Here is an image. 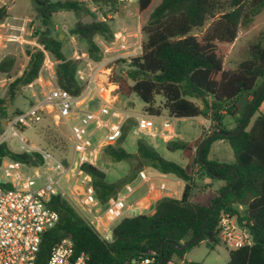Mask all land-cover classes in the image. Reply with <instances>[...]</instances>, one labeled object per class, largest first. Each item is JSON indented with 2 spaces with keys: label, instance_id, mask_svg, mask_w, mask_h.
Instances as JSON below:
<instances>
[{
  "label": "trees",
  "instance_id": "16d2710c",
  "mask_svg": "<svg viewBox=\"0 0 264 264\" xmlns=\"http://www.w3.org/2000/svg\"><path fill=\"white\" fill-rule=\"evenodd\" d=\"M32 2L42 29L35 28L31 39L35 38L41 49L25 46L27 64L8 83L6 96L0 98V120L4 121L0 133L7 120L34 105L7 112V103H13L19 90L37 80L45 55L53 63L55 85L78 98L87 86V81L79 78L85 61L101 62L103 46H111L118 32V27L113 28V23L118 22L116 15H102L104 20H98V15H92L80 0ZM136 4L145 40L138 55L116 59L107 66L108 83L116 86L118 98L136 96L146 115L158 117L165 112L175 119L202 117L210 123L209 133L203 127L201 136L193 142L175 140L165 144L168 151L179 152L186 160V165L181 166L161 157L144 138L136 140L135 153H128L123 143L135 121L127 119L120 138L105 146L101 153L114 163L137 159L143 167L172 175L184 183L180 198L162 197L155 202L153 214L122 218L113 226L111 240L107 241L65 198L53 196L47 206L58 214V221L42 235L35 264H45L51 247L62 239L72 242L76 254L86 255L85 264H132L143 259L152 260L151 264H161L164 259L165 264L173 255L183 256L200 242L212 251L221 243L218 222L226 213L236 216L251 241L250 245L231 249L227 264H264V114L258 113L264 102V89L254 101L264 82V0H137ZM117 7L120 14L122 6ZM60 11L76 13L79 21L68 28L67 34L62 33L59 40L61 33L51 36L50 21ZM6 17L5 10L0 8V23ZM87 17L93 20L83 23ZM210 20L201 36L192 34ZM241 33L245 36L238 42ZM68 37L81 45L86 60H74L63 52ZM235 44V52H242L241 59L226 68L225 57ZM15 66L14 56H4L0 59V77L11 79ZM157 96L161 97L158 104ZM242 96L251 99L236 118V102ZM200 100L207 105V113ZM251 103L249 117L238 134L219 135L204 145L200 159L206 165H201L197 160L201 143L215 132L237 131ZM226 118L233 122L230 128L224 123ZM217 140H224L231 148V165L207 159L211 144ZM3 156L31 165L41 163L37 154L14 153L6 144L0 145V158ZM60 161L67 166V160ZM196 168L211 179L224 182L218 195L203 204L191 200ZM80 169L90 178L94 196L101 205L117 198L120 188L134 179L131 176L108 182L105 172L98 167L83 164ZM232 169L236 179L230 174ZM227 188L230 189L220 197ZM203 227L204 234L198 242L182 252L175 249L200 235Z\"/></svg>",
  "mask_w": 264,
  "mask_h": 264
},
{
  "label": "built area",
  "instance_id": "2783aa9c",
  "mask_svg": "<svg viewBox=\"0 0 264 264\" xmlns=\"http://www.w3.org/2000/svg\"><path fill=\"white\" fill-rule=\"evenodd\" d=\"M80 1L92 15H98L99 20H104L102 15H108L107 17L118 15L117 6L132 2V0ZM30 30L32 27L28 26L27 31ZM19 31L23 33L25 30L22 27ZM8 41L20 42L15 36L8 37ZM121 48L123 49L124 46L121 45ZM107 52L108 50L103 48V55ZM46 58L47 55H45L43 66L50 68ZM95 64L86 60L85 68L90 69ZM88 82L96 86L102 104L97 111H83L77 118L78 123L68 127L72 142V156L67 166L50 151L30 145L20 135L24 129H31L41 122L44 113L48 110L54 112L57 120L60 119L65 123L68 117H73L77 113L78 99L55 84L45 94L43 101L7 120L0 133V145L6 144L14 153L37 154L41 158V163L38 165L22 163L9 156L0 158V264H35L42 235L58 221V214L50 210L47 204L53 196L65 198L67 196L65 187L69 189L81 211L90 216L91 222H89L93 227L97 231L100 229L98 233L105 240L110 241L113 227L101 224V207L104 206L103 215L111 224L122 218L135 216L138 208L136 205L127 203L124 197L118 196L110 199L105 205H101L94 196L90 178L81 171V165L88 164L96 167L102 149L120 138L121 127L130 118L135 121L136 133L141 136L175 137L174 131L170 130V124L165 119H162L161 129L157 131L153 125V116L136 115L126 110H118L111 101V94L114 91H108V98L105 99L104 85H97L93 79L87 80V84ZM112 119L116 122L111 123ZM90 125L94 127L91 132L88 131ZM209 125L207 121V133H209ZM100 130L103 131L102 138L93 143L91 140L93 134ZM23 169L25 173L22 172ZM138 176L145 180L142 172H139ZM62 180L65 186L61 185ZM127 190L130 191L128 188ZM238 210L242 211L243 207L239 206ZM218 228V238L230 249H237L251 243L247 232L238 225L236 216L222 214ZM86 259L85 254L74 252L73 244L69 239H62L51 247L45 264H85ZM151 263L152 260L143 259L132 264ZM165 264L175 263L168 260Z\"/></svg>",
  "mask_w": 264,
  "mask_h": 264
},
{
  "label": "rangeland",
  "instance_id": "374dc122",
  "mask_svg": "<svg viewBox=\"0 0 264 264\" xmlns=\"http://www.w3.org/2000/svg\"><path fill=\"white\" fill-rule=\"evenodd\" d=\"M2 2H4V4H7L8 6L12 7L11 14L22 15V16H26V18H28L27 19V26L32 27V30H30L28 32L27 31L28 27H27V30H25L23 33V34H25L24 38L31 39L32 33H33L35 28L42 29V25H41L40 21L37 20V18H36V12L34 10V4H33L32 0H3ZM135 7H136L135 4L129 7L130 10H133L132 13H130L129 15H116L115 16V20L118 22L113 23V28L117 29V27H118V32L122 35V38L124 39V42H125L124 45L126 48L122 49V50H118L114 53H111L112 59L109 61H107V59L104 60V58H103L101 60V64H103L102 65L103 69L107 68V66L112 61H114L116 59L130 58V57L136 56L140 53L141 44L144 42L145 36L141 33L140 25H139L138 20H137V14H136ZM56 19H58V20L62 19L63 20L62 23L65 24L68 28H70L71 26H73V24H75L76 22L79 21V18H78L76 13L67 12V11H60L57 14ZM56 19L55 18L51 19L50 23L54 22ZM96 19L99 20V18H96ZM92 20L93 19L87 17V18H84L82 20V22L83 23H89ZM210 22H211V20L206 22L205 26L202 29L194 30L192 32V34L196 35L198 37L201 36L203 31L209 25ZM62 23H59L57 25V28L56 29L54 28L53 30L56 31L57 33L67 34L68 28L66 27L63 30L61 28ZM262 23H264V21ZM244 36L245 35L243 33H241L239 38H238V42L241 39L243 40ZM68 39H70V37H68ZM115 39H117L116 36H114V40ZM129 39L133 40V42H132L133 44L128 41ZM114 40H113L111 46H108V47H110V48L115 47ZM19 41H21V40H19ZM31 42L32 43L28 44L26 42L20 43L17 41H12V42H9V43H11L10 44L11 46L7 50L2 51V52L0 51V59H2L6 55H11V56H14L16 58V66H15V69L13 71V77L11 79H6L4 77H0V98H4L6 96L5 94H6L8 83L14 77L19 76L27 64L28 57L24 53L25 46L27 45V46H30L33 48L34 47L40 48L38 46V44L36 43L35 38H33L31 40ZM236 45L237 44L229 47L228 53H227L225 60H224V66L226 68L233 67L241 59L242 52L241 51L235 52ZM81 50H82L81 45H79L78 42L75 41L74 46L67 44L64 47L63 52L64 53L67 52V55L70 56L74 60H80V61L86 60V56H85V54L82 53ZM48 60H49V58L47 57L46 62ZM47 65L52 67L53 63L49 60ZM109 73H110V68H108V75H109ZM30 87H31V85L21 88L19 90V92L17 93V96H16L15 100L13 101V103H11V104L7 103L8 114H11L16 109L17 110H22L24 108L26 109L31 104H36V103L41 102L40 96H37L38 97L37 101H34L35 99L31 97L30 89H33V87L32 88H30ZM105 88L107 89L106 91H110L113 89L112 87H107V86H105ZM105 94H107V92ZM114 96H117V95H115V92H112L111 101H113L112 102L113 105L118 110H123V109L128 110L130 113L136 114V115H143L144 114L142 112L143 103L136 96L132 95L129 99H125V98L116 99V98H114ZM104 98L107 99L108 96L104 95ZM159 101H161V97L157 96L156 97L157 104L159 103ZM85 104H86V108L88 110L97 111L102 104V101L99 97L98 92H95V91L90 92V94L88 95V97L86 99ZM246 105H247V102H246L245 96H242L241 98H239L237 100V102H236V108H237L236 118H238L245 111ZM258 113L264 114V102L262 103ZM258 113H256L252 117V119L250 120V124H249L248 128L250 127L251 123L253 122V120L255 119V117L257 116ZM162 117H164V118H162ZM162 119H165L171 125L173 124V121H174V119L168 117L165 112H162V116L153 117V125L157 131H160V129H161ZM115 122H116L115 119L111 120V123H115ZM77 123H78V121L71 116L67 118L66 123L60 119L57 120L54 117V112H51L48 110V112L44 113L43 119L41 120V122L36 124L31 129H24L20 135L22 137H24L30 145L38 147V148H43L47 151H50L58 159H65L69 163L70 158L72 156V142L70 139L68 127L74 126ZM224 123L227 125L228 128H230L232 126L233 122H231L229 118H226ZM192 124H194V122H192L191 120L181 121V122H178L177 125L174 126V128L179 134L184 136L186 141H190L193 137V132H195L194 129H191ZM0 125H4L3 120H0ZM93 130H94L93 125H90L88 127V131L91 132ZM102 136H103V131L102 130L97 131L93 134L91 140L93 143H95L99 139H101ZM139 138H144L147 142L150 141V138L141 136L140 134L136 133V130L133 127V129L126 136V139L123 143V148L128 153H132V154L135 153L136 152L135 142ZM155 143L157 145H160L159 140H155ZM10 150L13 151L12 149H10ZM157 151L160 154V156L166 160L173 161V162L178 163V164L182 163V161H183L178 154L169 153L165 149H163L162 146L157 147ZM211 153H212L211 157L213 159H215L216 161H218L219 163H223V164H227V165H231L233 163L232 150L225 143H220V142L214 143L212 146V152ZM139 165H140V163H139V160H137V159L131 160L130 163L124 162V161L114 163V162H111L108 158H106L102 153H100L96 167H98L100 170L105 172L106 180L108 182H115L119 179H125V178L129 179V178H131V176H134V179L131 182L127 183V185L134 187L135 185H137V183H139V179H138L137 175L141 169L144 170V172L149 177L154 172L151 168L146 167V166L139 169ZM22 172L25 173L26 171L23 169ZM201 174L202 175H199V177L197 176L194 179L195 186L200 187V188L201 187L202 188H208L209 187L211 189H207V191L204 192L203 194H198L197 202H200V203L207 200V198H209L208 200H210L211 198L213 199L216 195H218V190L216 191V193L213 194V191L216 190V188L218 186V180L211 179L210 177H208L204 173V171H201ZM69 184H71V182H69ZM77 184H79V183H77ZM61 185L65 186L63 180L61 181ZM124 187L120 188V190L118 192V197L125 195L126 190L124 189ZM68 190L69 189H66V187H65V191L67 193V196L65 197L66 201L80 215H82L83 217H85V219H87L89 221L90 216L87 215L85 212L81 211V209L77 206V204L73 200V196L71 195V193ZM78 192H79V190H78ZM210 195L212 197H209ZM132 201H133V197H128L126 199L127 203H130ZM103 209H105L104 206L101 207V211ZM230 250H231L230 248H228L225 244H223L221 242L218 245H216L212 251H209L206 248L205 243L200 242L197 246L190 248L183 256L179 257L176 255H173L171 258V261L175 264H189V263H195V264H227L228 252Z\"/></svg>",
  "mask_w": 264,
  "mask_h": 264
},
{
  "label": "crops",
  "instance_id": "0c3cea01",
  "mask_svg": "<svg viewBox=\"0 0 264 264\" xmlns=\"http://www.w3.org/2000/svg\"><path fill=\"white\" fill-rule=\"evenodd\" d=\"M0 1H1L0 2V8H3L7 14V17L0 23V51L1 52L5 51L11 46L10 45L11 43H9L10 41H8V37H10V36L17 37L18 40H21L20 42H26L28 44L32 43L31 42L32 39L24 38V35H25V34H23L24 32L22 33L19 31V28H22V27L24 28V30H27L28 26H27V22H25V21H27L28 18H26V16H22V15L11 14L12 7L8 6L7 4H4V2H2L3 0H0ZM136 3H137V0H132V2L130 4H123L122 5L123 10L120 14L118 13V15H129L130 13H132L133 10H130L129 7L134 5V4L136 6L135 10H136V14H137V4ZM56 17H57V14L53 18L56 19ZM62 21H63L62 19L61 20L56 19L54 22L50 23V27H51L50 30H51L52 34L57 35V32L54 31L53 29L54 28L56 29L57 25L59 23H62ZM66 27L67 26L62 23L61 28L64 30ZM115 36L117 38L114 40L115 47L110 48L108 46L107 47L103 46V48L108 50V52L103 55L104 60H106V59H107V61L111 60L112 59L111 53H114L118 50H122L121 45L124 46L123 49L126 48L124 45L125 42H124V39L122 38V35L119 32H117L115 34ZM128 41L130 43L133 42L132 39H129ZM67 44L74 46V44H75L74 39L71 37H70V39L67 38L65 45H67ZM102 65L103 64H101V62H99V63H96L95 65L91 66L90 69L85 68V65H84V67L82 68V70L79 74V78L84 79L86 81L87 80L91 81V79H93L94 81L97 82V85L98 84L104 85L105 91L107 90L105 88V86L112 87L113 89L110 91H115L116 86L108 83V68L103 69ZM81 73H82V75H81ZM54 84L55 83L53 80V66L50 68H48V67L45 68L44 66H42L37 80L33 84H31L30 88L33 87V89H30L31 97L35 99L34 101H37V98H38L37 96H40L41 101H43L45 94L53 88ZM93 91L97 92L96 86L93 83L91 84L88 82V84H87L86 88L83 90L82 94L77 98L78 99V101H77L78 106H77V113L73 116L74 119L77 120V118L81 115V113L83 111H90L86 108L85 103H86V99H87L88 95L90 94V92H93ZM114 98L118 99L117 96H114ZM250 99H251L250 97H246V102H248ZM126 111H128V110H126ZM162 118H164V117H162ZM172 119H174V121H173L172 125L170 124L169 128H170V130L174 131L175 137L174 138H164V137L158 135L155 138H150V141H148V143L151 144L156 150H157V147L162 146V148L165 149L167 152L176 153L181 157L179 152L168 151L165 148V144L170 142V141H175V140H181L184 142L195 141L196 139H198L201 136L203 127H206V125H207V120L203 119L202 117H194V118H188V119H175V118H172ZM186 120H191L192 122H194V124L191 125V129H194L195 132H193V137L190 141H186L184 136L179 134L174 128V126H176L178 122L186 121ZM155 140H159L160 145H157L155 143ZM218 142L227 144L224 140H217V141L213 142L210 146L207 159L209 161H213V162H216L218 164H223V163H219L218 161H216L215 159H213L211 157L212 156V153H211L212 152V146L214 143H218ZM181 159L183 161H182V163H180V165L185 166L187 163L186 160H184L182 157H181ZM232 159H233V157H232ZM142 167L143 166L140 164L139 169H141ZM139 172H142L145 175V180L140 179L139 176L137 175L138 179H139V183H137V185H135L134 187H131L130 185H126L124 187V189L126 190V193H125V195L121 196V197H124L125 199H127L128 197H133V201L130 202L129 204L136 205V207L138 208L136 215H142V214L151 215V214H153L155 202L162 197L180 198L184 183L182 181H180L179 179L173 177L172 175L159 174L156 171H154L150 177L147 176V174L142 169ZM199 175H202L201 171H199L196 168L195 174H194V179L197 176L199 177ZM223 185H224V182L222 180H218V186H217L216 190L213 191V194L216 193V191L218 189H220ZM127 188L130 191H128ZM207 189H211V188H209V187L208 188H202V187L200 188V187L195 186V188L192 192L191 200L194 202H197L198 194H203L204 192L207 191ZM209 197H212V196L210 195ZM208 199L209 198H207V200ZM207 200H205L201 204L205 203ZM198 203H200V202H198ZM100 213L102 215L101 216V224L102 225H104V226L110 225V227L112 228L113 224L115 225L117 223V222H114L111 224L109 222L108 218L105 215H103V210L100 211ZM98 232L100 233V229L98 230Z\"/></svg>",
  "mask_w": 264,
  "mask_h": 264
},
{
  "label": "water",
  "instance_id": "95a60500",
  "mask_svg": "<svg viewBox=\"0 0 264 264\" xmlns=\"http://www.w3.org/2000/svg\"><path fill=\"white\" fill-rule=\"evenodd\" d=\"M45 32H46V33L49 32V28H48V27L46 28ZM51 36H52V37H56L55 34H52ZM62 37H63L62 34H59V35H58V39H59V40H60ZM263 89H264V82L259 86V88H258V90H257V93H256V95H255L254 101L258 98V96L260 95V93L262 92ZM200 102H201V104H202V108H203L204 112L207 113V112L209 111L207 105L205 104V102H204L203 100H200ZM252 105H253V103H251V104L248 106V108H247V110H246V113H245V116H244V118H243L241 124L239 125L237 131L232 132V133L215 132V133L212 134L211 136L207 137V138L201 143V145L198 147V150H197V160H198V162H199L201 165H206V164H204V163L201 161V159H200L201 151H202L204 145H205L209 140H211V139H213L214 137L219 136V135H222V136H224V137H231V136H234V135L238 134V133L243 129V127H244V125H245V123H246V120H247L248 117H249V114H250V110H251V108H252ZM230 174H231V175H234V174H235V170L232 169V170L230 171ZM234 179H236V176H235V175H234ZM229 189H230V188H227V189H226V190L220 195V197H221V196H222L227 190H229ZM215 207H216V205L214 206L213 209H215ZM203 234H204V227H203V230H202V232L200 233V235H198L197 237H195V238H193V239L187 241V242H186L185 244H183L182 246H175V249H176L177 251H179V252L184 251L187 247H189V246H191L192 244L198 242V241L202 238ZM163 262H164V259L161 260V264H163Z\"/></svg>",
  "mask_w": 264,
  "mask_h": 264
},
{
  "label": "bare ground",
  "instance_id": "6f19581e",
  "mask_svg": "<svg viewBox=\"0 0 264 264\" xmlns=\"http://www.w3.org/2000/svg\"><path fill=\"white\" fill-rule=\"evenodd\" d=\"M106 92H107V94H108V91H105V92L103 93V97H104V95L107 96V94H105Z\"/></svg>",
  "mask_w": 264,
  "mask_h": 264
}]
</instances>
